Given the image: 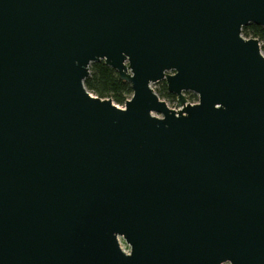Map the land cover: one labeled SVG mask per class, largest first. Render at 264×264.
<instances>
[{
	"label": "water",
	"instance_id": "95a60500",
	"mask_svg": "<svg viewBox=\"0 0 264 264\" xmlns=\"http://www.w3.org/2000/svg\"><path fill=\"white\" fill-rule=\"evenodd\" d=\"M249 23L264 0H0V264H264ZM99 60L123 107L86 89Z\"/></svg>",
	"mask_w": 264,
	"mask_h": 264
},
{
	"label": "trees",
	"instance_id": "16d2710c",
	"mask_svg": "<svg viewBox=\"0 0 264 264\" xmlns=\"http://www.w3.org/2000/svg\"><path fill=\"white\" fill-rule=\"evenodd\" d=\"M241 33L244 37L257 38L264 53V26L249 23L242 27ZM84 85L93 95L100 98H110L115 104H123L132 94L130 83L121 79L118 73L102 60L92 62L89 65V74L84 79ZM156 93L161 98L176 99L174 94L167 91L163 80L161 88ZM186 93H188L187 99L191 101L197 99L196 94Z\"/></svg>",
	"mask_w": 264,
	"mask_h": 264
},
{
	"label": "rangeland",
	"instance_id": "374dc122",
	"mask_svg": "<svg viewBox=\"0 0 264 264\" xmlns=\"http://www.w3.org/2000/svg\"><path fill=\"white\" fill-rule=\"evenodd\" d=\"M262 53H263V51H262ZM161 85H162V80L161 81H158V82H155V83H152L151 84V87L156 92L157 90H159L161 88ZM184 96H185L187 102L193 103V102H196L197 101V99L195 101H191V100L187 99L188 93H186V92H184ZM160 99L164 100L166 102V104L168 105V107H170V108H173V109H178L179 108L176 99L175 100H172V99L167 98V97H162V98L160 97ZM116 105L119 106V107H123L124 106V103L123 104H116ZM118 239L121 241V243L127 249V251H129V246L125 242V240L121 236H119Z\"/></svg>",
	"mask_w": 264,
	"mask_h": 264
},
{
	"label": "flooded vegetation",
	"instance_id": "af4514ba",
	"mask_svg": "<svg viewBox=\"0 0 264 264\" xmlns=\"http://www.w3.org/2000/svg\"><path fill=\"white\" fill-rule=\"evenodd\" d=\"M185 92H190V91H185ZM192 93V92H191ZM177 100V99H176Z\"/></svg>",
	"mask_w": 264,
	"mask_h": 264
}]
</instances>
